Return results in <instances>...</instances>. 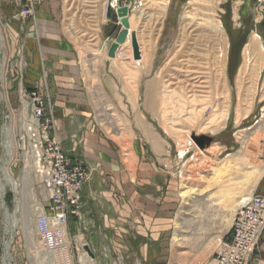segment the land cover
I'll return each instance as SVG.
<instances>
[{"label": "rangeland", "instance_id": "1", "mask_svg": "<svg viewBox=\"0 0 264 264\" xmlns=\"http://www.w3.org/2000/svg\"><path fill=\"white\" fill-rule=\"evenodd\" d=\"M56 1L62 4L63 29L75 44L87 73L85 79L97 128L125 147V162L129 165L133 163L130 147L136 141L139 148L144 141L150 143L139 118L164 139L158 135L168 154L163 167L174 170V175H169L173 189L169 197L172 219L170 223L166 221L170 227L166 228L165 248L150 253L149 261L157 258L166 264L217 261L221 239L231 228L230 218L242 205L237 207V202L226 200L223 190L230 182L214 185L209 182L226 175L218 170L226 168L227 161L240 165L235 166L237 172L233 175L240 184L252 170L246 164L247 159L253 166L264 167V3L261 8L257 0H119L130 6L132 31L137 33L141 58H144L138 62L133 58L131 41L120 46L116 59L107 54L121 29L111 0ZM21 9V4H16L15 0H0V29L7 38L9 50L8 73L4 75L7 82L3 89L1 66L5 48L0 43V183L6 181L3 167L7 165L16 182L6 183L4 194L0 189V264H4L5 242L11 237L12 264H121L125 261L135 264L140 261V253L119 251L129 245V238L121 232L117 237L118 252L110 257L107 233L99 232L98 217L104 216L98 214L94 226L83 210L68 225L67 251L41 254L43 245L35 226V215L40 209L38 203L46 204L47 191L35 178L28 158L25 122L31 112L25 110L26 102L20 92L21 86L28 90L36 86L28 81L27 48L22 34L26 31L25 23L35 21L36 12L34 17L23 21ZM186 15L191 18L188 31H184L181 38ZM204 18L219 21L223 28L222 44L213 32L202 26ZM254 33L259 37L257 44L261 43L249 61L256 65L255 73L245 82L251 91L245 95V105L238 113L242 92L238 77L245 61L244 47ZM36 47L40 48L39 43ZM214 56L222 60L220 78L225 86L219 90L218 112L209 103L215 89L212 87L215 77L209 69ZM198 74L203 76L200 81H207L201 84L206 88L197 89L204 92L193 93L190 88L182 91L191 83L188 79ZM148 84L151 85L150 95ZM43 93L51 106H47L46 112L52 109L54 117L51 132L57 135L51 95ZM194 94L199 95L200 102L192 100ZM184 99L188 102L186 105H183ZM187 133L205 138L207 144L200 150L198 143L188 141ZM22 135L26 136V142ZM8 140L15 149L14 156L6 149ZM247 145L255 152V158H249L245 151ZM137 153L140 162L149 156L143 151ZM82 161L87 169L85 185L91 180V166L86 160ZM27 172L31 184L29 178H25ZM263 184L264 173L253 194ZM189 189L192 192L185 196L183 192ZM250 189L245 187L244 192ZM5 208L17 224H7ZM40 255L50 259L45 262Z\"/></svg>", "mask_w": 264, "mask_h": 264}, {"label": "crops", "instance_id": "2", "mask_svg": "<svg viewBox=\"0 0 264 264\" xmlns=\"http://www.w3.org/2000/svg\"><path fill=\"white\" fill-rule=\"evenodd\" d=\"M35 12V21L25 23L26 31L22 33L27 48L28 81L51 95L57 137L66 154L86 160L91 166V180L82 188L80 210L94 226L99 218V232L107 233L110 257L118 252L117 237L123 232L129 238V245L119 251L140 253V261L135 264H166L159 258L149 261L150 253L165 248L166 228L170 227L166 221L170 223L172 219L169 197L173 189L169 175H174V170L163 167L168 160L166 148L154 149L142 138L141 150L137 141L130 147L132 165L126 164L125 147L96 126L86 70L62 26V4L56 0H37ZM37 43L40 48L36 47ZM139 150L149 155L141 162L137 156ZM254 194L264 196V184ZM203 264H217V261ZM251 264H264V237Z\"/></svg>", "mask_w": 264, "mask_h": 264}, {"label": "built area", "instance_id": "3", "mask_svg": "<svg viewBox=\"0 0 264 264\" xmlns=\"http://www.w3.org/2000/svg\"><path fill=\"white\" fill-rule=\"evenodd\" d=\"M15 1L21 4L23 21L34 17L37 0ZM257 2L264 3V0ZM110 4L115 9V5L121 3L111 0ZM20 92L26 102L25 110L31 112L25 122L30 149L28 158L35 178L47 191V202L35 215V226L43 245L41 254L65 253L69 248V220L80 214L81 192L87 179L86 165L66 154L57 135L52 134L54 117L52 109L50 113L46 112L50 104L42 89L35 86L28 90L21 86ZM22 137L26 142V136ZM263 237L264 196L254 195L236 211L229 233L221 239L217 264H251ZM40 256L48 261L49 256Z\"/></svg>", "mask_w": 264, "mask_h": 264}, {"label": "bare ground", "instance_id": "4", "mask_svg": "<svg viewBox=\"0 0 264 264\" xmlns=\"http://www.w3.org/2000/svg\"><path fill=\"white\" fill-rule=\"evenodd\" d=\"M202 1V0H201ZM118 5V4H117ZM115 5V8L116 10L118 9V6L121 7V5ZM128 5V4H127ZM259 5H262V2H260ZM123 6V5H122ZM129 7V11H128V14H129V18H130V32H129V35H128V38L126 40V42L124 44H127L131 41V33L132 32H135V31H132V25H131V14H130V6L128 5ZM115 10V11H116ZM207 11V10H206ZM188 12V11H187ZM205 12V11H204ZM203 14V13H202ZM196 15V14H194ZM194 15L193 18H194ZM206 17V16H205ZM190 15H186L185 16V20L183 21V25H182V29H181V38L183 36V33L184 31H186L187 29V26H188V19H190ZM202 19V18H201ZM120 20V19H119ZM198 20V19H197ZM203 20V19H202ZM202 26L210 31V32H213L214 33V36H216V40L222 44L223 42V38H222V32H223V28L222 26L220 25L219 21H215L214 19H205L204 18V22L202 23ZM2 27V26H1ZM188 31V30H187ZM136 33V32H135ZM117 36V35H116ZM136 37H137V40H138V36H137V33H136ZM6 36L5 34L3 33V31L0 29V43L2 45H4V48L5 50H3V63H2V66H1V83H2V86L5 87V84H6V79L4 78L5 76V73H7L8 71V44H7V40H6ZM115 40V39H114ZM257 40H259V37L256 33H254L251 37V40L249 43H247L244 47V55H245V61L240 69V73H239V77H238V84H239V87L241 88V100H240V106H239V112H241V108L245 105V102H246V98H245V95H247V93H249L251 90L250 88L247 86V84L245 83L246 80H248L249 78L252 79L254 73H255V67L256 65H254L253 63H249L252 55L254 53H256V51L258 50V47L260 45L261 42H259V44H257ZM263 40V39H262ZM25 43V42H24ZM132 43V42H131ZM139 43V41H138ZM262 45L264 47V41H262ZM110 47V46H109ZM108 47V49H109ZM139 47H140V44H139ZM119 50H120V47L118 48V50L116 51V55L115 57H113V59H116L117 56L119 55ZM224 50V49H223ZM141 52V50H140ZM223 53V52H222ZM108 54V52H107ZM224 56V55H223ZM222 57V56H221ZM111 58V57H110ZM224 59V57H222ZM144 58H140L138 59V62L140 61H143ZM253 60V59H252ZM146 64V63H145ZM221 64H222V60L216 56H214V59L212 60V63L210 65V73L212 76H214L215 78L213 79L212 81V87L215 88L214 89V97L212 95L211 97V100L209 101V103H211L212 107L214 106L216 109L215 112H218V106H219V94H221L219 92V90H221L222 87H225L222 83V79L220 78L221 76V72H220V67H221ZM176 73V72H175ZM203 78V76H200V74H198V76L196 77H192L190 79H188L191 83L186 87L183 88L182 91L184 90H187L188 88H190V91H192L193 93L195 92H204V91H201V90H197L198 88L202 89V88H206L207 86H202L201 84L203 83H207V81H200V79ZM187 81V80H186ZM253 81V80H252ZM200 83V85H198ZM183 86V85H182ZM181 88V87H180ZM4 89V88H3ZM223 90V89H222ZM146 92V91H145ZM188 92V91H187ZM243 92H246L243 94ZM151 93V85L148 84V95H150ZM212 93V92H211ZM6 94V93H5ZM4 94V97H6V95ZM179 95V94H178ZM187 95V94H186ZM181 96V95H180ZM193 96H195V98H193L192 100L194 102H200L201 100H199V95H196L194 94ZM218 96V97H217ZM183 97V96H182ZM181 97V98H182ZM182 100V99H180ZM189 101V100H188ZM180 102V101H179ZM184 102L183 105H186L188 102L185 101H182ZM194 104V103H193ZM182 105V104H180ZM243 109V108H242ZM214 116H217L218 113H214L213 114ZM140 116V115H139ZM25 119V118H24ZM218 119V118H217ZM140 126L143 128V133L146 137V139L148 141H150V143L153 145V148L156 149H160L162 148V145H163V142L161 141V139L159 138L158 134L156 132H154L150 127L149 125L143 121L142 119L139 118L138 120ZM217 127V126H216ZM10 128H8V136L10 137ZM12 135V134H11ZM188 135V141L189 142H195V136H193L192 134L190 133H187ZM10 139V138H9ZM6 144V143H5ZM11 144L10 143V140H8L7 142V146H6V149L8 151V153L11 155V156H14L15 154V149L13 150V148L11 147ZM165 144V143H164ZM256 147V146H254ZM260 148V147H259ZM200 150L201 147H200ZM241 150V149H240ZM251 149L248 148V145L245 147V151L248 152V155H249V158L252 159V158H255V152L253 151H250ZM158 151V150H157ZM256 151V150H255ZM260 152V151H259ZM263 152V151H262ZM202 153V152H201ZM260 154V153H259ZM231 156H234V154H232ZM238 156V155H237ZM258 156V155H257ZM237 163V162H236ZM234 162H231V161H227L226 163V168L224 167V169H219V173H223L225 172L226 175H224V177L221 176V179L220 180H214V181H211L209 182L210 185H214L218 182H220L221 184L222 183H225V182H230L229 184L226 185V188L223 190V192L226 194V200L230 201V202H237V207H240L241 205H243L247 200H249L250 198H252V196H254L255 194H253V189L254 187L256 186V184L259 182L262 174L264 173V167H259L258 166H253L252 165V162H249L248 159H247V162L246 164L250 165L248 167L252 168L251 171L247 172V174L244 176V183L242 182L241 184L239 182H237V178L236 176H233L235 172V166L236 165H239V164H236ZM252 165V166H251ZM240 166V165H239ZM29 170V169H28ZM238 170V169H237ZM3 171H4V174H5V178H6V181L3 182L1 181L0 183V189H1V192L2 194H4L5 192V189H6V183H11V184H15V180L13 179L12 177V174H11V171H10V167L9 165L7 166H4L3 167ZM228 173V174H227ZM29 172H27V174H25V178H29ZM28 180V183L31 184L30 181V178L27 179ZM208 184V185H209ZM188 187V186H187ZM245 187H248V188H251L249 192H244V188ZM191 188V187H190ZM194 190V189H193ZM192 192V189H189V190H186L183 192V194L186 196L187 194L191 193ZM33 196V195H32ZM4 200V199H3ZM2 200V204L5 205V202ZM229 203V202H228ZM41 205V204H40ZM39 205L38 203V206L39 208L41 209V206ZM238 210V209H237ZM235 209V212L237 211ZM5 211H6V222L7 224H17L16 223V219L14 218L13 215H10L9 214V211L7 212V208H5ZM234 211V209H233ZM233 218H234V215H232V217L230 218V222L232 223L233 221ZM70 221V220H69ZM11 232V231H10ZM11 237V236H10ZM178 239V238H177ZM180 240V239H179ZM177 241V240H176ZM13 242V237H11L10 239L6 240L5 242V255H4V264H12V256L10 255V248H11V244ZM45 254H47V252H44ZM49 253V252H48ZM50 258L48 257V260Z\"/></svg>", "mask_w": 264, "mask_h": 264}, {"label": "water", "instance_id": "5", "mask_svg": "<svg viewBox=\"0 0 264 264\" xmlns=\"http://www.w3.org/2000/svg\"><path fill=\"white\" fill-rule=\"evenodd\" d=\"M128 11L129 7L127 4L119 7L116 10V15L120 19L121 29L119 30L117 36L115 37V40L111 43L108 49V56L111 58L115 57L118 48L123 45L128 38L130 32V18ZM131 42L133 58L135 60H138L141 58V52L135 32L131 33ZM195 142L198 143L200 147H204L207 144V140L202 137H195ZM87 250L91 253V255H93L89 248H87Z\"/></svg>", "mask_w": 264, "mask_h": 264}]
</instances>
